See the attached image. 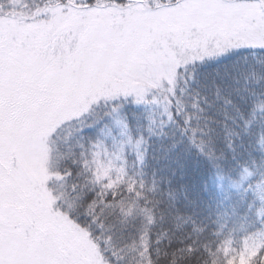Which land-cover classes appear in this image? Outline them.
<instances>
[{"label": "snow or ice", "instance_id": "1", "mask_svg": "<svg viewBox=\"0 0 264 264\" xmlns=\"http://www.w3.org/2000/svg\"><path fill=\"white\" fill-rule=\"evenodd\" d=\"M257 132L264 146V0H0V264H79L56 209L80 200L102 234L110 157L158 161L159 144L183 180L203 159L222 189L221 157L255 155ZM259 215L237 264H264ZM193 240L176 243L195 258Z\"/></svg>", "mask_w": 264, "mask_h": 264}, {"label": "trees", "instance_id": "2", "mask_svg": "<svg viewBox=\"0 0 264 264\" xmlns=\"http://www.w3.org/2000/svg\"><path fill=\"white\" fill-rule=\"evenodd\" d=\"M260 139L261 134L257 132L251 150L244 149L245 152H255V155H246L235 165L230 152L225 153L227 159L221 157V174L225 176L222 189L221 182L213 179L216 170L211 169L203 159L199 168L189 169V179L183 180L174 157L164 159L165 152L159 144L156 153L158 161L152 159L151 153L143 163L131 159L125 163L123 157L119 161L116 156L110 157L113 164L109 175L114 178L111 192L117 199L109 201L101 195V199L109 205L102 209L107 215L97 214L104 223L99 224L102 234L94 235L90 229L88 208L80 200L70 201V215L69 210H61L89 229L91 239L101 248L102 239H111L109 248L119 253L124 264L132 261L130 256L133 253L139 260L142 259L140 253L144 243L152 264H226L230 253L233 259L227 264H237L234 254L248 243L247 238L260 231L257 227L261 221L259 212L264 208V156L260 154L264 152V146L260 144ZM163 143L166 147L169 141ZM240 151L237 147V155ZM217 155H221L219 149ZM244 168L251 173L246 182H243V173L239 171ZM94 177L88 174L83 178L87 189L101 194L108 192L104 181L94 182ZM169 180L173 181L171 186ZM185 198L193 201L191 208L183 207ZM97 205L99 209V200ZM124 207L137 210L130 217L134 218V223L129 224L128 218H121ZM176 208L180 211H174ZM108 225L115 230L108 229ZM136 227L140 229L136 230ZM146 230V234H140V231ZM189 235L194 237V245L199 241L196 246L206 249L195 258L187 247L180 250L176 243ZM145 236L147 242L141 243ZM128 249H131L130 253L126 252ZM239 264H244V261Z\"/></svg>", "mask_w": 264, "mask_h": 264}, {"label": "rangeland", "instance_id": "3", "mask_svg": "<svg viewBox=\"0 0 264 264\" xmlns=\"http://www.w3.org/2000/svg\"><path fill=\"white\" fill-rule=\"evenodd\" d=\"M118 155V154H117ZM249 173V172H248ZM251 175L247 176V179ZM95 178V177H94ZM247 179H243V182H246ZM51 189H56V183L55 181L52 183L50 186ZM46 196L52 197L53 193L51 191L45 193ZM55 200L51 199L50 200V205L55 204ZM115 207V206H114ZM127 207H124L122 209V216L121 218L124 220L129 219V224L134 223V218H130L132 215H135L137 210L135 208L127 210ZM56 211H62L61 209H56ZM127 211V212H126ZM89 213V210L87 211ZM64 213V212H63ZM100 215H107V212L102 210V211H97V214ZM140 214V213H139ZM64 215L68 216V220L71 221V237L73 241V252L75 259L79 262V264H107L105 257H104V250L99 246L97 242L91 239V234L89 233V229L84 228L83 226L79 225L76 220L70 218V216L67 213H64ZM141 216V214H140ZM147 218H149L147 216ZM145 224H147V220L144 221ZM99 224H104L99 220ZM108 229L115 230L112 228L110 225H108ZM136 230H139L140 228L136 227ZM146 234V231H140V234ZM101 240V239H100ZM102 242L105 246L110 247L109 244H111V239L108 238L107 240L102 239ZM147 242L146 236L143 238V241L141 243ZM101 244V242H100ZM112 245V244H111ZM143 252L140 253V256L142 257L141 260H139L138 256L133 253L131 254L130 258L132 261H129V264H152L149 259L147 253V246H145V243L143 245ZM131 249L126 250V252L130 253ZM129 258V259H130ZM130 259V260H131Z\"/></svg>", "mask_w": 264, "mask_h": 264}]
</instances>
